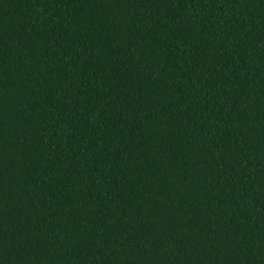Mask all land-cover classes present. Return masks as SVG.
<instances>
[{"label": "trees", "instance_id": "16d2710c", "mask_svg": "<svg viewBox=\"0 0 264 264\" xmlns=\"http://www.w3.org/2000/svg\"><path fill=\"white\" fill-rule=\"evenodd\" d=\"M0 264H264V0H0Z\"/></svg>", "mask_w": 264, "mask_h": 264}]
</instances>
